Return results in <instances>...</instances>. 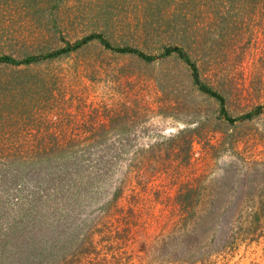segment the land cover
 <instances>
[{
    "label": "rangeland",
    "instance_id": "obj_1",
    "mask_svg": "<svg viewBox=\"0 0 264 264\" xmlns=\"http://www.w3.org/2000/svg\"><path fill=\"white\" fill-rule=\"evenodd\" d=\"M42 1L0 0V54L44 53L100 32L155 59L114 53L94 41L49 62L0 65V125L12 121L17 128L11 146L5 144L9 132L0 128V148L29 154L18 162L27 176L55 165L62 209L104 264H264V112L226 122L218 103L192 85L187 66L175 54L162 55L166 46L184 48L200 78L225 97L228 113L241 116L264 105V7L241 0H63L55 8ZM118 110L126 113L118 122L101 125ZM180 131L193 134L187 165L163 153ZM52 133L58 142L48 139ZM90 133L105 134L106 141L94 145ZM46 142L55 153L38 161L35 153ZM110 147L128 153L113 168L91 164L93 150ZM6 160L0 164L15 159ZM76 166L84 173L73 186ZM22 180L27 177L0 172V258L14 236L8 228L29 221L35 208L28 199L43 195L37 188L26 198L31 183ZM186 183L197 188L196 214H214L208 238L198 233L192 244L183 239L187 228L174 201ZM116 190L119 198L109 203ZM43 208L39 218L51 219ZM55 250L52 263L64 264L68 250ZM198 255L202 259L194 261Z\"/></svg>",
    "mask_w": 264,
    "mask_h": 264
},
{
    "label": "trees",
    "instance_id": "obj_2",
    "mask_svg": "<svg viewBox=\"0 0 264 264\" xmlns=\"http://www.w3.org/2000/svg\"><path fill=\"white\" fill-rule=\"evenodd\" d=\"M7 1V0H6ZM10 1H17V0H10ZM27 3L31 2L32 0H26ZM38 2H43L42 0H36ZM50 2H54L55 8H58L59 4L63 2V0H48ZM199 3L201 1L209 4H217L219 5L222 1L231 2L234 0H189L188 2L190 4H194L195 2ZM246 1L249 4L255 3L260 4L262 7H264V0H241ZM220 2V3H219ZM1 4V3H0ZM189 4V6H190ZM28 5V4H27ZM195 8V7H194ZM192 10V9H191ZM192 12V11H190ZM98 42L105 50L112 51L114 53L118 54H128V55H134L138 57L139 59H142L146 62H151L155 59L154 56L148 55L144 53L143 51L132 47V46H119L112 44L109 40H107L104 35L100 32H93L90 33L78 40H75L74 42H66L62 47L49 50L44 53H25L23 57L21 58H15L10 54H0V65L4 66H28L38 63H45L49 62L54 59H58L60 57L69 55L70 53H73L82 47L90 44L91 42ZM163 56H169L172 54H175L189 69L190 76L192 80V85L196 87L198 91L205 94L207 97H210L214 99L218 103V112L222 119H224L226 122L232 124L236 121H244L249 120L257 116L258 114L264 112V105L262 106H256L251 111L241 115L232 117L228 111L226 110V99L222 95L221 92L214 89L211 85L205 83L199 75V68L196 62L192 59L190 54L184 50V48L179 46H166L163 47ZM121 108V107H120ZM129 108L125 107L124 109L121 108V110H127ZM27 112H22L21 115H25ZM126 113H121L119 110L116 113H111L109 117H107V123H102L101 125H107L109 126L111 123L118 122V119L122 117V115H125ZM14 121V120H13ZM9 123H2L0 125V128L2 132L4 129L9 132V135L7 139L5 140V144H9L11 146V143L14 141L17 128L15 124L11 123L12 121H8ZM11 124V125H10ZM13 129H10V128ZM188 131H180L177 135H173L172 138V146L170 149H164L163 153L166 154L168 159H174V160H180V163L187 165L189 164L190 155L189 151L192 146V132L187 134ZM4 133V132H3ZM190 134V135H189ZM105 134H98V133H90L86 138L88 140H92L94 145H98L100 141H106ZM48 139L50 140L52 138V141L58 142L57 136L52 134L47 135ZM72 141V140H70ZM73 142V141H72ZM181 143H184L186 145V149L181 148ZM4 144V142H3ZM47 144V142L45 143ZM40 144L38 147V151H36V156L39 160H42L44 157H47L48 153L52 155L55 153V149L50 146V143L48 142L47 145ZM49 145V146H48ZM53 146V145H51ZM4 147V146H3ZM2 147V148H3ZM0 148V159H3L4 162H6V159H15V160H9L6 164L3 163L0 167V172H5L7 174V177H12L15 180H19L23 178V176L27 177L26 185L31 183V185L27 188V191H29V195H26V198L28 196H32L34 194V190L39 188L41 189V193L43 195L41 196H34L32 198H29L28 200L32 203L34 215L31 216L27 221L24 223H18L17 226L14 225L13 227H9L7 230V234L11 233V236L14 234L13 237L8 236L7 239L4 242V245L2 246V258H0V264H55L52 263L50 257L51 255L55 254L56 248H60L62 251L68 250L67 257L68 259L64 261V264H104L101 260L103 258H98L99 252L96 250V248L93 246L92 241L89 237L85 239V237H79L78 233L74 232L72 227H76L77 229L80 227L78 224L71 223L69 210L65 209V207L62 206L63 204L61 202H64L62 197L59 195V192L61 191L62 185L59 184L61 178L57 175V169L54 167L53 163L50 165L49 171L46 173H41V171H34L32 174H26V171H24V168H22L18 162L27 161L28 158L24 157V155L20 156L21 150H11L10 148ZM9 149V150H8ZM30 152V151H29ZM121 153V155L119 154ZM128 153V150L126 148H121L119 151L113 150L110 148H103V149H95L92 151V155L89 158V161H91V164H97L100 167H107L110 166V168L114 167L116 164V160H120L123 158V155ZM154 156V155H153ZM155 159H160V154H157L155 156ZM57 166L59 165L57 162H55ZM65 166V165H64ZM84 165H80L79 167H83ZM88 166V165H85ZM62 167V166H61ZM57 167V168H61ZM75 167L74 169L70 170V174L72 177V184L75 186V176L79 173H76L75 169L79 168ZM32 170V169H31ZM109 172V169H108ZM107 172V173H108ZM95 173H97L95 171ZM89 174V179L93 181V174ZM99 176L105 175V172L99 171ZM64 180V179H62ZM79 180V179H78ZM67 181V180H66ZM65 181V182H66ZM104 181V180H103ZM33 183V184H32ZM82 184V183H81ZM93 184V183H92ZM19 186V182L17 184ZM95 186H99V183H97ZM178 194L175 197V204L177 207H179L180 214H182V217L180 221L183 223V227L187 228V234L184 236V240L188 244L194 243L193 241L196 240V236L198 233L204 236L205 238H208L210 235V231L213 230V212L209 209L206 210L203 214L197 215L195 212V203L197 202L196 197V185L186 183L182 184L178 189ZM58 192V193H57ZM62 192V191H61ZM92 192V191H91ZM90 192V193H91ZM32 193V194H30ZM39 193V190H38ZM120 196V191L116 190L113 195L112 199L109 201V203L115 202ZM47 197V198H46ZM46 198V199H45ZM52 199L51 205L47 204V201ZM61 201V202H60ZM199 202H201V199L199 198ZM108 203V205H109ZM107 205V206H108ZM212 205L213 204H207ZM42 206L44 207L47 214L51 215V219H46L44 217L43 220L39 218L40 211H42ZM43 215V214H42ZM254 221H257V213H254ZM51 221V222H50ZM51 223L49 226L46 223ZM22 225V227H21ZM75 225V226H74ZM180 243V240H179ZM182 243V242H181ZM176 246V244H174ZM187 248H189L187 246ZM209 249V252L211 254V246L207 247ZM73 249V251H71ZM192 249L191 245L190 248ZM105 254H109L111 251L110 247H107L104 249ZM55 251V252H54ZM109 251V252H108ZM45 254L48 255L44 256ZM91 256V259H86V257ZM110 261H114L118 263L117 257L113 255L112 253L109 255ZM202 259L199 255L195 257L193 260L197 261ZM88 260V261H86ZM178 259L177 257L168 259L170 262H176Z\"/></svg>",
    "mask_w": 264,
    "mask_h": 264
}]
</instances>
